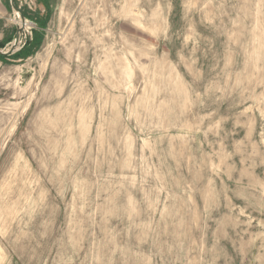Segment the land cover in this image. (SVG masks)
<instances>
[{
    "label": "rangeland",
    "instance_id": "374dc122",
    "mask_svg": "<svg viewBox=\"0 0 264 264\" xmlns=\"http://www.w3.org/2000/svg\"><path fill=\"white\" fill-rule=\"evenodd\" d=\"M35 32L0 61V264H264V0H0V53Z\"/></svg>",
    "mask_w": 264,
    "mask_h": 264
},
{
    "label": "trees",
    "instance_id": "16d2710c",
    "mask_svg": "<svg viewBox=\"0 0 264 264\" xmlns=\"http://www.w3.org/2000/svg\"><path fill=\"white\" fill-rule=\"evenodd\" d=\"M39 2L42 4L43 0H39ZM47 9V5H44ZM21 14L23 17L26 16V13L24 11H21ZM46 18H48V14H46ZM46 20L44 22H40L38 25L39 28L43 29L46 25ZM43 36L37 32L33 34V40L31 43H29L23 50L19 51L18 53L14 55H0V61L4 62L6 59H12V60H18V59H26L31 56H33L39 47L42 44Z\"/></svg>",
    "mask_w": 264,
    "mask_h": 264
},
{
    "label": "water",
    "instance_id": "95a60500",
    "mask_svg": "<svg viewBox=\"0 0 264 264\" xmlns=\"http://www.w3.org/2000/svg\"><path fill=\"white\" fill-rule=\"evenodd\" d=\"M17 42H18V37H16L14 42L12 43V47H11L10 51L8 53H5V54L0 53V55H6V56L10 55L14 51V48H15Z\"/></svg>",
    "mask_w": 264,
    "mask_h": 264
},
{
    "label": "built area",
    "instance_id": "2783aa9c",
    "mask_svg": "<svg viewBox=\"0 0 264 264\" xmlns=\"http://www.w3.org/2000/svg\"><path fill=\"white\" fill-rule=\"evenodd\" d=\"M19 43V42H18Z\"/></svg>",
    "mask_w": 264,
    "mask_h": 264
}]
</instances>
